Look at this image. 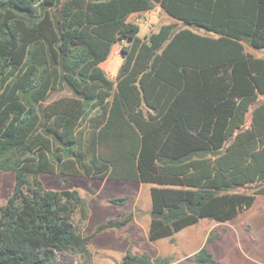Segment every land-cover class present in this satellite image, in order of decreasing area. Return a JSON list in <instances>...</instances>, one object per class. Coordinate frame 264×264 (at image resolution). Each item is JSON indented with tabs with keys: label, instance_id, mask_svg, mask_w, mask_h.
<instances>
[{
	"label": "trees",
	"instance_id": "trees-1",
	"mask_svg": "<svg viewBox=\"0 0 264 264\" xmlns=\"http://www.w3.org/2000/svg\"><path fill=\"white\" fill-rule=\"evenodd\" d=\"M156 7L207 34L167 24L141 39L130 16ZM120 43L112 79L102 64ZM244 44L264 49V0H0V172L14 174L0 264L90 258L86 201L46 190L42 175L150 185V242L250 209L264 196V58ZM64 88L69 96L49 100ZM212 241L195 264H219ZM121 264L168 261L127 251Z\"/></svg>",
	"mask_w": 264,
	"mask_h": 264
},
{
	"label": "rangeland",
	"instance_id": "rangeland-1",
	"mask_svg": "<svg viewBox=\"0 0 264 264\" xmlns=\"http://www.w3.org/2000/svg\"><path fill=\"white\" fill-rule=\"evenodd\" d=\"M148 13L130 16V21L140 26L138 36L141 39H145L161 25L167 24L174 25L175 30L188 28L198 34H207L204 29L184 26L171 19L160 8L156 7ZM122 44L114 45L110 57L102 64V68L112 79L117 76L123 61L120 51ZM244 48L246 53L253 56L264 53V50H253L245 44ZM70 94V91L64 88L52 93L49 100ZM259 100L264 101V97H260ZM247 119L249 121V116ZM39 180L46 190L78 191L86 201L87 207L91 209L88 210L90 212L88 219L79 224L82 235H93L88 246L90 258L59 254L57 264H121L125 251H130L131 254L146 253L153 259L167 260L168 264H195L192 256L200 248V244L205 243L209 234L213 236L214 241L208 244L207 248L217 254L214 247L222 245L220 253L224 256L223 264H226V261L229 264V258L235 251H240V255L243 251L245 257L250 260L264 261V196H258L250 209L227 223L220 224L210 219H201L197 224L183 229L171 238L150 242L148 227L151 206L150 188L147 184L79 177H70L63 182L56 175H42ZM13 185L14 174L0 172V206L7 202ZM230 192L250 193L251 187L238 188ZM122 197L127 199L124 205L114 206L108 203L110 199ZM128 214H132L133 219L126 227L94 234L95 228L108 219L124 217ZM75 221L77 223L78 215ZM122 242H128L130 245L121 248Z\"/></svg>",
	"mask_w": 264,
	"mask_h": 264
},
{
	"label": "crops",
	"instance_id": "crops-1",
	"mask_svg": "<svg viewBox=\"0 0 264 264\" xmlns=\"http://www.w3.org/2000/svg\"><path fill=\"white\" fill-rule=\"evenodd\" d=\"M157 8H159V7H157ZM150 13H148V15H149ZM262 50H264V49H262ZM255 57H257V58H264V53L263 54H261V55H259V56H255ZM144 185V184H143ZM146 185V184H145ZM149 186V188L151 187L150 185H148ZM150 204V203H149ZM88 208H89V206H88ZM89 211H91V209L89 208L88 209ZM90 213V212H89ZM150 221V220H149ZM220 224H224V223H220ZM149 228V227H148ZM113 230H115V229H113ZM108 231V230H107ZM111 231V230H110ZM104 232H106V231H104ZM214 241V240H213ZM212 241V242H213ZM203 244L204 243H201L200 244V248L203 246ZM126 245V246H125ZM130 244L128 243V242H122L121 243V248H122V246H125V247H127V246H129ZM222 245H220V246H215L214 248H215V252L217 253V254H214V253H212L211 251V253H212V255L214 256V258H216V256L217 257H219V258H216V260L219 262V264H223V262L225 261L224 260V256H221V253H220V247H221ZM199 248V249H200ZM198 249V250H199ZM127 250V249H126ZM135 250H137V249H135ZM197 250V251H198ZM196 251V252H197ZM242 251V250H241ZM127 251H125V253H126ZM195 252V253H196ZM125 253H124V255H125ZM241 254L242 255H240V251H235V253H233V255L232 256H230V258H229V264H264V261H258V260H250L248 257H245V254L243 253V251L241 252ZM123 255V256H124ZM247 259V260H246ZM226 264H227V261H226Z\"/></svg>",
	"mask_w": 264,
	"mask_h": 264
}]
</instances>
